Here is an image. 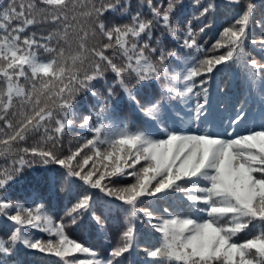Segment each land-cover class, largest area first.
I'll return each instance as SVG.
<instances>
[{
  "label": "snow or ice",
  "instance_id": "1",
  "mask_svg": "<svg viewBox=\"0 0 264 264\" xmlns=\"http://www.w3.org/2000/svg\"><path fill=\"white\" fill-rule=\"evenodd\" d=\"M0 229V264H264V0H0Z\"/></svg>",
  "mask_w": 264,
  "mask_h": 264
},
{
  "label": "trees",
  "instance_id": "2",
  "mask_svg": "<svg viewBox=\"0 0 264 264\" xmlns=\"http://www.w3.org/2000/svg\"><path fill=\"white\" fill-rule=\"evenodd\" d=\"M227 83V81H226ZM80 135H87V133H79ZM3 230L0 229V235H3ZM43 235V234H42ZM78 238L81 240L87 239V241L93 245H95L96 247H103L107 244V238H105L103 235L101 234H97L95 231L90 232L87 234V236H85V234L83 232L77 234ZM143 246V245H142Z\"/></svg>",
  "mask_w": 264,
  "mask_h": 264
}]
</instances>
